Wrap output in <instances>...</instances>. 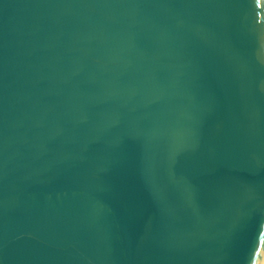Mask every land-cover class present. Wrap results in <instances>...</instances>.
Returning <instances> with one entry per match:
<instances>
[{
  "label": "water",
  "instance_id": "95a60500",
  "mask_svg": "<svg viewBox=\"0 0 264 264\" xmlns=\"http://www.w3.org/2000/svg\"><path fill=\"white\" fill-rule=\"evenodd\" d=\"M264 0H0V264H260Z\"/></svg>",
  "mask_w": 264,
  "mask_h": 264
},
{
  "label": "bare ground",
  "instance_id": "6f19581e",
  "mask_svg": "<svg viewBox=\"0 0 264 264\" xmlns=\"http://www.w3.org/2000/svg\"><path fill=\"white\" fill-rule=\"evenodd\" d=\"M260 264H264V255H263V258L261 260V263Z\"/></svg>",
  "mask_w": 264,
  "mask_h": 264
}]
</instances>
